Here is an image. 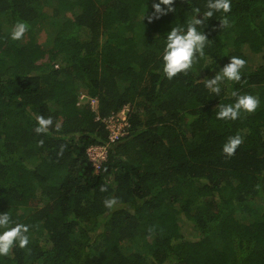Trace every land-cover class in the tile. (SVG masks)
Here are the masks:
<instances>
[{
  "label": "trees",
  "instance_id": "trees-1",
  "mask_svg": "<svg viewBox=\"0 0 264 264\" xmlns=\"http://www.w3.org/2000/svg\"><path fill=\"white\" fill-rule=\"evenodd\" d=\"M154 2L0 0V212L30 225L0 264H264V0H230L227 27L221 13L200 25L208 63L172 79L165 35L207 0H174L149 21ZM18 21L28 29L14 41ZM229 56L246 60L241 80L216 96L203 79ZM234 90L258 107L216 119ZM124 107L129 134L96 173L88 149L108 142L97 118ZM37 114L52 117L47 133Z\"/></svg>",
  "mask_w": 264,
  "mask_h": 264
},
{
  "label": "clouds",
  "instance_id": "clouds-1",
  "mask_svg": "<svg viewBox=\"0 0 264 264\" xmlns=\"http://www.w3.org/2000/svg\"><path fill=\"white\" fill-rule=\"evenodd\" d=\"M174 0H158L152 4L153 12L148 20L159 19L168 12H173ZM162 5L164 7H162ZM231 10L230 0H207L205 10L201 12L198 8L192 10L193 14L183 23L171 26L165 35L164 47L161 51V70L167 79H172L178 73H187L193 68L198 59H205L208 63L204 49L209 39L199 26L213 17L215 13H221L220 26L229 25L227 14ZM198 13L202 17L198 18ZM28 25L23 21L16 22L9 33V39L20 40L27 31ZM229 62L215 72L214 77L203 79L204 86L208 91L219 96L222 85L227 82H239L241 80V69L244 68L246 60L239 56H229ZM231 96L235 99L231 103L219 104L215 112L216 119L236 120L241 112L252 113L258 107L260 101L257 96L251 94H240L232 91ZM35 128L37 134L47 133L53 124L51 116L35 115ZM57 129L59 125H56ZM42 143V141H41ZM242 143L239 134L229 136L223 143L221 151L227 156L234 154L237 147ZM105 191V187H101ZM116 198L104 200L106 208L111 209L116 204ZM30 242V225L15 222L8 211L0 212V256H7L13 247L25 248Z\"/></svg>",
  "mask_w": 264,
  "mask_h": 264
},
{
  "label": "built area",
  "instance_id": "built-area-1",
  "mask_svg": "<svg viewBox=\"0 0 264 264\" xmlns=\"http://www.w3.org/2000/svg\"><path fill=\"white\" fill-rule=\"evenodd\" d=\"M82 101H86V103L89 102L92 109L97 110L96 99L81 94L78 105H80ZM129 112V107H124L119 112L111 114L109 117L103 119L97 118V120H100L105 125L108 134V142L106 145H95L88 149L87 153L96 173H99L103 163L106 162L109 147L120 142L129 134Z\"/></svg>",
  "mask_w": 264,
  "mask_h": 264
},
{
  "label": "rangeland",
  "instance_id": "rangeland-1",
  "mask_svg": "<svg viewBox=\"0 0 264 264\" xmlns=\"http://www.w3.org/2000/svg\"><path fill=\"white\" fill-rule=\"evenodd\" d=\"M44 60H45V59H44ZM44 60H43V61H44ZM84 104H87L86 101H82V105H84ZM129 109H130V108H129Z\"/></svg>",
  "mask_w": 264,
  "mask_h": 264
}]
</instances>
